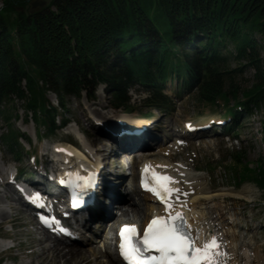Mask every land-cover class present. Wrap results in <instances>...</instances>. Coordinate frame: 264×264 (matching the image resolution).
Listing matches in <instances>:
<instances>
[{
	"label": "trees",
	"instance_id": "16d2710c",
	"mask_svg": "<svg viewBox=\"0 0 264 264\" xmlns=\"http://www.w3.org/2000/svg\"><path fill=\"white\" fill-rule=\"evenodd\" d=\"M15 3L27 0H5L0 10V114L3 103L24 100L47 134L55 132L59 114L48 90L64 106L66 96L88 89L92 97L93 85L105 82L114 105L133 110L127 91L139 82L149 86L148 106L168 108L157 87L176 75L197 87L200 101L237 99L239 86L225 70L229 45L236 60L258 71L242 93L264 103V46L257 38L264 36V0H51L31 13ZM4 140L14 149L17 134ZM232 159L234 180H253L264 189V155L253 168L240 154Z\"/></svg>",
	"mask_w": 264,
	"mask_h": 264
},
{
	"label": "rangeland",
	"instance_id": "374dc122",
	"mask_svg": "<svg viewBox=\"0 0 264 264\" xmlns=\"http://www.w3.org/2000/svg\"><path fill=\"white\" fill-rule=\"evenodd\" d=\"M4 2L5 0H0V10L4 8ZM50 2L51 0H27L24 6L18 3H15V6L18 10L29 12L41 10L49 6ZM52 9H55V7L52 6ZM10 14L15 15L14 12ZM257 38L264 46V38L260 34L257 35ZM261 55L264 65V47L261 48ZM225 70L233 71V81L239 86V97L237 99L241 100L244 97L243 89H247L254 84L257 69L248 64V61L230 60L229 64L225 66ZM102 85L96 87L93 101L87 99L85 91L80 96H67L65 111L61 109L57 94L49 90L46 93L47 99L53 105L59 107L61 117L67 119L69 123L66 127L57 129L55 134L47 136V138L46 135H42L44 140H41L39 145L35 144V136L38 132L45 133L47 129L44 125H39L33 120L32 112H27L25 109V101L15 99L10 105L2 104L1 108H3L5 114L0 115V149L2 150V153L0 151V235H8L10 238L6 240L5 246H0V248L12 247L2 251L0 264H84L88 260L96 264L97 259L101 261L100 264H118L110 244L114 231L112 226L115 228L123 220H142L149 216L150 210H153L154 207L147 197L136 194V189L133 187L136 178L130 172L120 189L124 197H120L119 204H122L121 206L125 211L114 209V215L109 225L104 229L102 225V230H99L100 234L94 239L91 235L89 237L91 239L87 244H68L67 247L69 248L86 249L85 259H82L84 258L83 255L66 256L63 252L58 253L50 250V247L57 243L55 242L57 240L48 236V240L45 242V236L47 237V235L41 229L34 224L32 226L24 224V220H32L33 217L26 212L17 199L7 197L9 196V190L5 188L1 176L12 173L15 171V167L29 165L31 163L29 159L31 153L39 152L40 155H43V149L46 147L51 153V147L56 142H75V140L80 139L81 146H84L85 151L87 150L91 154L93 152L89 150L90 146L93 145L100 149L101 142L105 144V148L100 150L107 154L108 147L104 141H108L99 134L93 120L99 121V118L104 119L105 115L124 110L122 107L121 109L114 107L111 88L108 87L110 89L108 91L106 85L103 83ZM176 85V82L171 83L168 81L167 91H172L174 94ZM176 89L177 91L180 90L179 87ZM128 95V102L136 109L138 116L148 113H152L157 117L160 116L155 108L147 106L148 103L145 98L148 95L141 85H133L128 91ZM228 99L229 104L234 103L233 96L228 95ZM212 105L199 101L196 94L190 93L189 90H182L180 96L176 97V111L162 115L160 121L157 122L156 133L160 135L161 130L166 133L167 130H171L173 127L181 126L183 121L187 119L223 109L222 105L218 107ZM259 107L256 108L252 105L251 117L243 116L239 128L233 132L234 135H228L229 133H226L227 135L209 134L202 137H200V134H198L199 136L189 135L190 137L185 139L183 143L175 142L169 144L168 148L149 151L145 154L152 159H158L162 166H167L164 168L180 182L179 189L182 187L181 193H187L186 196L181 195L180 197L187 201L191 199L186 205L190 204L193 199L202 196L204 203L206 202L210 207L216 209V212L215 210L214 212L221 217V220L216 222H225L223 230L228 229L231 237L229 241L234 239L237 241L239 238L237 242L232 241L233 248L237 251L241 250L237 254L241 257L248 255L243 263L241 260L242 264H264V212H260V210H264V192L254 181H245L241 184L235 183L236 181H234L228 167L232 165V157L235 154L242 155L244 162H247L251 168L255 167L259 158L264 155V103L260 104ZM135 115L132 117H135ZM57 123L60 124L61 122L57 119ZM80 130H85L90 138H85ZM13 132L22 137L16 145V149H19L18 155H16L15 149L12 150L2 141L5 135H10ZM100 150L97 157L102 156ZM3 165L7 166L4 171ZM24 177V175L20 176L21 180ZM121 177L123 176L121 175ZM126 188H129V190L126 191ZM194 192L196 193L194 194ZM132 209H141V211L140 213L133 212ZM17 215L23 217L24 220L21 219L22 222L13 220ZM92 222L95 223V221ZM97 226L98 224H94L93 228ZM92 231L91 228L88 233ZM249 237L251 238L248 240ZM252 239H255L256 243H253ZM42 240L44 241L42 242ZM62 245L65 247L67 244ZM101 252L102 255H100ZM88 253L89 255H87ZM238 255L235 258L237 263H239Z\"/></svg>",
	"mask_w": 264,
	"mask_h": 264
},
{
	"label": "snow or ice",
	"instance_id": "6c2138e0",
	"mask_svg": "<svg viewBox=\"0 0 264 264\" xmlns=\"http://www.w3.org/2000/svg\"><path fill=\"white\" fill-rule=\"evenodd\" d=\"M149 168V165H145L142 170L141 186L151 191L165 205V215L153 216L144 227L142 235L138 234L134 224L121 225L118 230L120 256L127 264H227L228 254L223 250L219 236L209 233L201 242L200 230L194 229L179 210L187 206L186 203H178L180 196H186L187 193H181L179 188L170 186L179 182L153 170L154 185L150 186L143 175ZM77 179L82 182V190H86L94 185L95 174L89 173L86 177L77 175Z\"/></svg>",
	"mask_w": 264,
	"mask_h": 264
},
{
	"label": "bare ground",
	"instance_id": "6f19581e",
	"mask_svg": "<svg viewBox=\"0 0 264 264\" xmlns=\"http://www.w3.org/2000/svg\"><path fill=\"white\" fill-rule=\"evenodd\" d=\"M149 123V121L147 122ZM130 136H125L124 139L127 140ZM130 139H132L133 141H131V143H128V144H125V145H121L123 147V149H132L134 148L135 146H143L145 145V142L143 141L142 137L141 136H131ZM107 147L109 148L110 145L106 144ZM113 148L110 149V152L109 154H111V152H113V154H116V153H120L119 151V148H120V145L118 142H114L112 143ZM99 148L100 149H104L105 148V144L101 143L100 142V145H99ZM145 148V147H144ZM98 149L96 146H93L91 148H89L90 151L93 152L94 154V160H97L100 162V160H102V157H103V150H100ZM95 150V151H94ZM99 150H100V154L102 155L101 157H97V153H99ZM79 153L80 156H84V152L82 153L81 150L80 151H77ZM86 152H88L86 150ZM127 152V151H125ZM144 152V151H143ZM126 154H129L128 152L125 153ZM131 154V153H130ZM96 155V156H95ZM57 156V155H56ZM120 157H116L115 160L116 161H119V159L117 158H122L124 157V155L122 153H120L119 155ZM57 157H60L61 160L65 159V157H62L60 155H58ZM133 156L131 155H127L126 156V159H130L132 158ZM120 162V161H119ZM128 162V160H127ZM156 162H159V161H156ZM126 163V162H125ZM131 167V166H130ZM114 168H113V165H111L109 163V168L108 170L106 171H102L100 173V176H102V178L105 180V177L107 178H116L117 176L115 175V171H113ZM124 177V176H123ZM121 178V175H119L116 179L119 180ZM42 182V181H41ZM44 184V182H42ZM175 185V188H176V183H173L171 184L170 186L171 187H174ZM42 186V185H41ZM45 186V185H44ZM194 195V194H193ZM199 196V195H198ZM202 197V196H201ZM201 197H197L196 199H193V201L188 204L186 207H183V208H180L184 211L185 215L187 216L188 218V223L195 229V228H198L200 231H199V240L202 242L205 237L209 234V233H215L217 234L216 232V227L213 226L215 224H218L216 221L217 220H221V217H219V215H217L215 212H214V209L212 207H210L206 202L204 203L203 199ZM206 197V196H205ZM208 197V196H207ZM15 199H20V197L18 196V198L16 197ZM114 199H117V198H114ZM207 199V198H206ZM15 201V200H14ZM109 198H106V197H103L102 195H100V198L98 200V203L96 205V210H98L102 217V215L104 214H107V220L103 223V229L106 228L108 225H109V218L112 217L113 212L109 213V211L107 210V208L105 207L106 204L109 203ZM189 201H185V200H180L178 203L180 204H184V203H188ZM28 203V202H27ZM176 203V202H174ZM202 205V206H201ZM153 207H155L154 205H152ZM114 208V207H113ZM152 209V208H151ZM154 209V208H153ZM179 209V210H180ZM117 210H122V211H125V209L122 208V206H118ZM133 212H139L141 211V209H132ZM86 212L91 216V218L93 219L94 221V214H93V208H87ZM161 213H164L165 214V210L160 212ZM77 214V213H76ZM4 216V215H3ZM13 216V215H12ZM13 220H20L21 221V216H16L13 218ZM13 222V221H12ZM22 222V221H21ZM18 223V222H17ZM24 223V222H23ZM221 224H223V221H220ZM17 225V224H16ZM90 225L89 227L86 229V232L85 233H88V231L90 230ZM112 229H114V226H112ZM111 229V230H112ZM83 234L81 232H76L74 237L70 240H68L69 242L72 243V245H75V244H81V245H84V244H87V242H89L91 238L87 237V240L86 238L83 239ZM48 240V236L46 237L45 236V242ZM235 240V239H234ZM44 240H42L43 242ZM233 240H231V243H232ZM57 243H54L51 247H50V250H52L53 252H63L64 254L67 255H83L84 258L82 259H85V255H86V249H82V248H75V247H67V245H65V247L62 245V244H65L64 241H60V240H57L55 241ZM75 242V243H74ZM74 243V244H73ZM2 249V248H0ZM89 250V249H88ZM93 250V248H92ZM99 250V249H98ZM10 251V250H9ZM49 251V250H48ZM247 251V250H246ZM5 252V251H4ZM90 252V251H89ZM92 252V251H91ZM63 254V255H64ZM103 253L101 252L100 255H102ZM237 254V252H236ZM60 255V254H59ZM89 255V253L87 254ZM92 255V254H91ZM94 255V253H93ZM92 255V256H93ZM113 255V254H112ZM238 255V254H237ZM239 256V255H238ZM88 257V256H86ZM241 256H239V262L241 263V259H240ZM95 258V256H94ZM97 258V257H96ZM65 260V259H64ZM77 260V259H76ZM75 260V262H76ZM119 261V262H118ZM238 261V260H237ZM77 263V262H76ZM101 261L99 259H97V262L96 264H100ZM117 263L121 264L120 260L117 258ZM237 263V262H235ZM84 264H93L91 261H85Z\"/></svg>",
	"mask_w": 264,
	"mask_h": 264
}]
</instances>
